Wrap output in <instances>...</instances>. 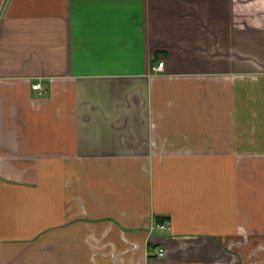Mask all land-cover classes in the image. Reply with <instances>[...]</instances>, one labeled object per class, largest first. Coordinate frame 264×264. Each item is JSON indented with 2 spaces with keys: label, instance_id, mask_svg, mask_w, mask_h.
<instances>
[{
  "label": "crops",
  "instance_id": "obj_1",
  "mask_svg": "<svg viewBox=\"0 0 264 264\" xmlns=\"http://www.w3.org/2000/svg\"><path fill=\"white\" fill-rule=\"evenodd\" d=\"M0 264H264V0H0Z\"/></svg>",
  "mask_w": 264,
  "mask_h": 264
},
{
  "label": "built area",
  "instance_id": "obj_2",
  "mask_svg": "<svg viewBox=\"0 0 264 264\" xmlns=\"http://www.w3.org/2000/svg\"><path fill=\"white\" fill-rule=\"evenodd\" d=\"M164 63H165L164 61H160V62L158 63V65L156 66V68H163ZM33 87H34L35 89L43 90V88H42V86H41L40 83H36V84H34ZM156 227H158V228H163V229L171 228L169 220H160V221H158V222L156 223ZM165 253H166L165 248H160V249L158 250V255H159V256H164Z\"/></svg>",
  "mask_w": 264,
  "mask_h": 264
}]
</instances>
